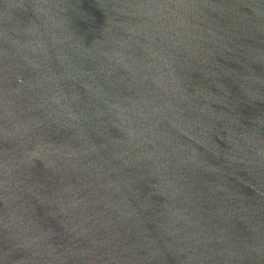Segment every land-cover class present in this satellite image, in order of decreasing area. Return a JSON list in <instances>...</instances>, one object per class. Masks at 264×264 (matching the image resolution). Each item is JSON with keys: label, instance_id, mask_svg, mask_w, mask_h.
Wrapping results in <instances>:
<instances>
[{"label": "water", "instance_id": "water-1", "mask_svg": "<svg viewBox=\"0 0 264 264\" xmlns=\"http://www.w3.org/2000/svg\"><path fill=\"white\" fill-rule=\"evenodd\" d=\"M0 264H264V0H0Z\"/></svg>", "mask_w": 264, "mask_h": 264}]
</instances>
